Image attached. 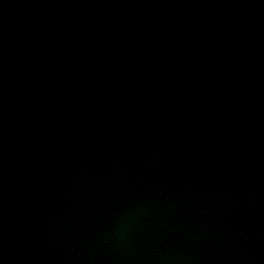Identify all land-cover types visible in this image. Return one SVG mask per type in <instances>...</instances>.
Here are the masks:
<instances>
[{"label":"water","instance_id":"95a60500","mask_svg":"<svg viewBox=\"0 0 264 264\" xmlns=\"http://www.w3.org/2000/svg\"><path fill=\"white\" fill-rule=\"evenodd\" d=\"M0 264H264V0H0Z\"/></svg>","mask_w":264,"mask_h":264}]
</instances>
